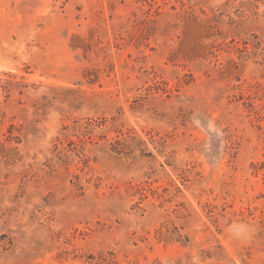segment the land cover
<instances>
[{"label":"rangeland","instance_id":"obj_1","mask_svg":"<svg viewBox=\"0 0 264 264\" xmlns=\"http://www.w3.org/2000/svg\"><path fill=\"white\" fill-rule=\"evenodd\" d=\"M0 264H264V0H0Z\"/></svg>","mask_w":264,"mask_h":264}]
</instances>
